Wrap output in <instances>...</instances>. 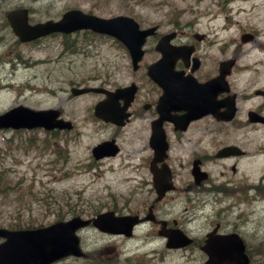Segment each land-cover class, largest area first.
<instances>
[{
	"label": "rangeland",
	"instance_id": "rangeland-1",
	"mask_svg": "<svg viewBox=\"0 0 264 264\" xmlns=\"http://www.w3.org/2000/svg\"><path fill=\"white\" fill-rule=\"evenodd\" d=\"M13 5L30 8L32 19L58 18L65 9L77 7L102 16L128 14L140 24L195 22L215 32V46H220L222 53L212 49L210 53L229 56L239 44L240 69L234 82L242 93L249 95L254 83L264 86V0H0V7ZM243 31L254 32L255 40L241 43L239 35ZM0 33L5 34L0 41V112L16 104L55 107L65 99L64 105L75 109L79 121L73 132L76 134H68L66 141L63 132L54 130L0 129V225L8 226L12 221L45 225L57 218L75 214L86 217L105 209L134 211L142 199L148 204L152 199L151 179L145 165L135 175L89 165L90 147L105 131L93 132L91 123L80 121H86L92 97L69 99L65 91L70 84L86 83L109 68H115L118 80L127 79L123 49L106 37L95 36L94 42L86 40L84 44L79 43L81 35L65 39L69 50L77 48L69 51L58 34L26 44L16 41L9 30ZM249 76H256L255 82L248 80ZM258 99L252 96L249 102L254 104ZM247 135L264 136V130L256 128L255 133ZM263 169L254 171L248 180L256 183ZM182 200L183 192L175 189L162 206L169 216L180 218ZM240 209L246 214L239 228L250 245V264H264V196H254ZM78 235L83 250L88 251L86 257L71 256L54 264H201L205 258L187 249L166 252L158 239L146 245L142 237L120 240L92 227L83 228ZM151 246L153 251L149 250ZM165 254L170 255L168 260Z\"/></svg>",
	"mask_w": 264,
	"mask_h": 264
},
{
	"label": "flooded vegetation",
	"instance_id": "flooded-vegetation-1",
	"mask_svg": "<svg viewBox=\"0 0 264 264\" xmlns=\"http://www.w3.org/2000/svg\"><path fill=\"white\" fill-rule=\"evenodd\" d=\"M21 5H13L11 7H0V31L9 30L13 34L16 41H20L13 33L8 19V12L15 7ZM29 15L27 20L30 23L39 21L30 17L31 10L28 8ZM156 30L150 34L144 44V52L142 59L136 69L132 66L128 69L127 81H116L115 68H109L103 74H98L92 83L104 86L107 91L89 92L86 96L92 99L88 105L86 121L83 123H92V129L105 131L107 134L101 138L114 139L117 152L113 156H104L99 159L91 157V164L94 168L100 170L108 160L118 159L117 167L126 171L128 174H136L143 167V137L148 139L150 134V123L158 118V106L161 103L162 85L157 80H150L146 74V66L148 63L157 62L162 51L159 48V40L169 34V42L166 48V60L173 59L172 69L179 72L180 77L192 76L195 82L201 83L209 80L217 74L218 62L221 57L217 54L210 53V49L216 44L215 32L200 27L193 23H156ZM209 27H214L210 25ZM2 34V33H0ZM62 37V46H66L65 39L69 36L78 37L81 35V42H94V36L106 37L103 34L96 33L89 29H80L72 33H58ZM5 34L0 36V40L4 39ZM42 37L34 40L25 41L27 43H35ZM119 45L120 42H114ZM89 45V44H87ZM123 53L127 55L123 46ZM183 48L175 55L172 49ZM85 51V50H84ZM188 56H186V54ZM218 53H222L218 49ZM235 62L232 72L227 76L232 93L230 96L234 102L235 109L230 120H221L222 113L225 109L223 105L224 98H228V94L222 91L215 92L209 98V107L204 106L205 112L192 118L183 129L175 128L173 120H162L163 128L168 141V149L165 157V163L170 167L174 183L178 182L183 195V212L180 219L169 216V211L159 207V204L165 202L166 193L162 199L156 202L144 205L142 202L140 208L135 212L140 219L138 226L139 233L150 239H158L162 242L165 250L187 249L191 252H198L205 255L200 248L204 242L206 235L210 232L213 234H227L231 232L238 233L244 243L246 251H250V245L246 237L240 231L239 224L246 219V214L241 211V204H250L254 196L261 198V190L263 178L259 177L257 183L248 180V176L254 171L264 168V136H250L248 132L255 133V129L264 130V121H251L249 119V111L264 115V87H257L252 90V94L259 96V100L252 104L249 98L253 95L241 93L235 88L237 84L233 80L234 75L239 74L235 70L238 68L237 57L234 56ZM235 72V73H234ZM171 75L172 73H167ZM251 82L256 78L248 77ZM136 83V90L133 94L116 97L114 99L118 106L124 107L123 112L126 116L122 119L123 125H117L112 121H105L94 114V104L105 98L106 93L114 91L118 86ZM182 84V82H180ZM71 86L69 85V88ZM259 90L260 92H256ZM69 94L68 98H77ZM200 97L190 98V102H196ZM65 99H61L56 108L58 117L69 120L70 123H79L76 118L75 109L64 105ZM165 109H169L170 113L178 116L186 112L185 104L178 96H170L167 101L164 100ZM250 104L251 106H248ZM197 109L193 112L196 113ZM228 114V113H226ZM69 130L62 129L60 132L70 133ZM232 145L233 150L225 154L219 155L221 148ZM149 149V148H148ZM151 149H149V155ZM261 156L260 160L256 157ZM160 163L157 162V166ZM257 165V168H252ZM113 165L106 169H111ZM181 178H177V177ZM264 176V169L262 172ZM175 185L174 187H176ZM263 186V187H262ZM253 191V194H249ZM151 207V210H150ZM151 211V212H150ZM173 229L181 230L188 239L184 246L168 247L166 240L168 234ZM150 250H154L151 246Z\"/></svg>",
	"mask_w": 264,
	"mask_h": 264
},
{
	"label": "water",
	"instance_id": "water-1",
	"mask_svg": "<svg viewBox=\"0 0 264 264\" xmlns=\"http://www.w3.org/2000/svg\"><path fill=\"white\" fill-rule=\"evenodd\" d=\"M14 32L22 40L33 39L37 36L53 31L71 32L80 28H90L94 31L108 33L121 40L131 56L132 64L136 67L137 61L142 55L141 45L147 34L154 27L140 29L138 23L130 16L118 14L111 17H100L90 13H84L78 9L67 10L59 20H47L34 25L26 24V8L12 11L9 14ZM22 19V20H21ZM252 38L250 33L241 35V40ZM233 59L220 61L219 74L204 84H201L202 92H208L213 83H220L226 73L230 71ZM148 74L153 77V66L148 65ZM126 87L120 88L117 94H122ZM223 89H226L223 83ZM91 87L72 89L73 93L91 90ZM97 88H95L96 90ZM187 94L192 92L189 87L184 88ZM95 113L105 120H116L120 110L107 100L100 101L95 105ZM57 111L53 108L32 109L27 106L17 105L0 114V127H38L45 129L70 127V123L62 122L56 118ZM160 124H153L151 144L156 151L165 149L164 134ZM110 148L109 142H103L93 147L96 156L106 154ZM104 152V153H103ZM161 192L169 186H159ZM136 219L133 215H115L113 211L97 213L92 218L83 219L73 216L67 220H57L46 226L34 228L7 229L0 227V236L5 239L0 242V264H49L50 262L68 255H81L78 236L75 230L92 222L100 230L108 232H123L130 234L131 227ZM224 238H209L203 248L208 252V259L203 264H247L248 258L244 253V245L236 235H226ZM227 239V240H226ZM182 238L175 234L170 236L171 246L182 244Z\"/></svg>",
	"mask_w": 264,
	"mask_h": 264
},
{
	"label": "trees",
	"instance_id": "trees-1",
	"mask_svg": "<svg viewBox=\"0 0 264 264\" xmlns=\"http://www.w3.org/2000/svg\"><path fill=\"white\" fill-rule=\"evenodd\" d=\"M20 223L21 222H19V221H12V222L8 223V225L11 226V227H15V226H18V225H22Z\"/></svg>",
	"mask_w": 264,
	"mask_h": 264
},
{
	"label": "bare ground",
	"instance_id": "bare-ground-1",
	"mask_svg": "<svg viewBox=\"0 0 264 264\" xmlns=\"http://www.w3.org/2000/svg\"><path fill=\"white\" fill-rule=\"evenodd\" d=\"M2 34H0V36H1ZM1 41V40H0ZM168 252H171V251H168ZM165 256H166V260H168L169 258H170V255H168V254H165ZM153 260H154V258L153 259H151L150 261L153 263ZM166 262V261H165Z\"/></svg>",
	"mask_w": 264,
	"mask_h": 264
}]
</instances>
